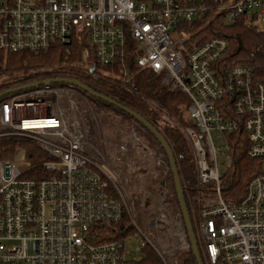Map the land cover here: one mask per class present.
Masks as SVG:
<instances>
[{
    "label": "built area",
    "instance_id": "2783aa9c",
    "mask_svg": "<svg viewBox=\"0 0 264 264\" xmlns=\"http://www.w3.org/2000/svg\"><path fill=\"white\" fill-rule=\"evenodd\" d=\"M207 12L183 0H0V53L86 44L82 70L94 78L112 74L113 83L129 89L132 61L136 71L151 70L164 86L184 93L195 124L184 137L194 155L196 186L182 187L198 208L192 223L203 262L264 264V173L249 183L240 203L226 202L219 165L222 154L232 167L229 136L236 132L246 136L248 156L264 162V81L247 65L221 68L227 39L191 41L196 32L188 31ZM222 12L227 22L249 17L264 27V0H230ZM117 66L125 85L117 80ZM58 78L69 77L49 79ZM87 104L79 89L56 83L0 99V264H142L147 249L162 264H181L180 256L192 249L172 193L166 186L157 197L150 193L152 213L145 218L129 190L134 166L128 157L143 151L169 171L165 152L130 124L110 160L93 141L97 108ZM10 140L28 141L48 155L40 167L46 177L26 178L34 167L26 149L2 157ZM210 187L215 198L205 199ZM102 224L115 225L106 234L117 237L103 240ZM134 242L133 252L128 246Z\"/></svg>",
    "mask_w": 264,
    "mask_h": 264
},
{
    "label": "trees",
    "instance_id": "16d2710c",
    "mask_svg": "<svg viewBox=\"0 0 264 264\" xmlns=\"http://www.w3.org/2000/svg\"><path fill=\"white\" fill-rule=\"evenodd\" d=\"M183 1L203 4L208 10L207 14L201 17L199 22L188 31V33L196 32L195 34L197 37L191 39L193 43H197V45L203 43L208 37L202 38V36L204 33L208 32L212 33L211 36L216 35L227 39L229 49L223 56L221 68L247 65L255 69V77L257 80L264 81V27L259 25L255 21L256 19L241 17L236 22H232L231 25H228L224 14L225 12L219 13V7L226 5L230 0ZM206 20L208 26L203 28ZM247 21L249 23H247ZM85 47L86 44H53L48 50L39 53L21 52L8 54L5 68L3 67L5 55L0 53V90L14 84L22 85V83L25 82L45 80L60 75L79 80L89 85L97 92L139 113L151 124L155 125L159 131L161 130L160 132L173 149L181 181H183L184 184L187 183L189 188L194 187L195 167L191 148L186 138H184L183 134L177 128L164 125L163 127L160 126V112L167 111L170 115L180 116L181 107L186 106L188 108L190 106L189 98L180 91H174L171 90L170 87L164 86L162 84L163 77L153 71H136L134 65H132V61L129 66L131 80L127 85L123 84V81L119 77L121 67H114V72L118 77L117 80L119 83L125 85L129 89L122 87L120 84L113 83L110 76L112 74H101L99 78H94L82 69L77 70L75 68L63 70L61 72H48L51 67L50 65L61 63L64 60L79 61ZM107 68L110 69L109 67ZM107 68H104L105 71H107ZM79 91L98 106L100 114H114L116 117L123 119L125 123L137 126L139 131H145L150 137L156 140L142 125L121 109L92 98L81 90ZM229 114L233 115L232 108L231 111L229 110ZM188 121L191 124L190 126H195L193 122L190 120ZM229 142L233 163L228 174L221 178L222 196L226 202L240 203L247 194L249 183L255 177L264 173V162L262 159H253L248 156L249 144L244 133L236 132L230 135ZM5 146L8 155L4 153L2 156L3 158L10 157V154L18 147L26 149L27 159L34 165L33 169L26 174V178H33L35 174H38L39 177H46V174L44 175L40 169L42 163L49 160L48 155L44 151L28 141L21 143L16 140H10L4 144V147ZM170 172L169 170V173ZM173 196L175 197L174 193ZM186 198L187 194L185 195V199ZM99 228H101L102 233L105 234L114 232L117 229V227L112 224H102ZM116 237V234L113 236L112 234H106L103 240L115 239ZM144 256L142 264H162L156 254L150 249L145 250ZM180 260L181 264H197L192 251L182 254Z\"/></svg>",
    "mask_w": 264,
    "mask_h": 264
},
{
    "label": "rangeland",
    "instance_id": "374dc122",
    "mask_svg": "<svg viewBox=\"0 0 264 264\" xmlns=\"http://www.w3.org/2000/svg\"><path fill=\"white\" fill-rule=\"evenodd\" d=\"M247 23H249L247 21ZM228 25H231V22L227 23ZM208 26V22L206 20V23L204 24L203 28H206ZM202 28V29H203ZM212 33H204L202 38H207L211 36ZM197 37V35H196ZM199 37V34H198ZM7 55L4 57V65L3 67L5 68L6 62H7ZM51 67L49 68L48 72H61L63 70H70V69H77L81 70L82 68V57H80L79 61H70V60H64L61 63L53 64L50 65ZM73 67V68H72ZM34 82V81H33ZM30 82H25L22 84H26ZM21 84H14L9 86L8 88H2V90H7L12 87L18 86ZM85 96V95H84ZM86 97V96H85ZM87 98V97H86ZM88 99V98H87ZM90 104H87V108L89 109V106H96L97 110L95 111L94 116L98 119L96 124L93 125L91 123L92 127V136H93V141L96 142L98 146L101 147V149L107 154V156L110 158H113L117 152H118V147L119 144L128 137V131L126 127L130 125V123H125L123 119L116 117L114 114L111 113H99V108L96 104H94L90 99H88ZM160 126H170L172 128H177L184 136V131L186 128L190 127V120L191 122L194 123V121L190 118L188 114V108L186 106L181 107L180 109V116L179 115H170L167 111H162L160 112ZM92 118V116H91ZM182 121V123H181ZM141 134L144 139L155 149L158 151H161L162 148L159 145V143L156 142L152 137H150L145 131L140 130ZM161 131V130H160ZM213 137H216L215 132L212 133ZM185 138V137H184ZM25 143V142H21ZM222 143V140L218 138L217 141H215V144L217 146H222L220 145ZM18 148H23V147H18ZM17 148V149H18ZM24 149V148H23ZM224 151V150H223ZM192 152V149H191ZM8 152H6L7 154ZM8 155V154H7ZM10 157L7 158H12L14 155V152L10 154ZM193 156V162H194V155ZM129 164H132L134 166V171H133V177L130 183L129 190L131 191V197L133 199H137V202L139 205V208L141 210V215L145 218H147L151 213V199H150V193L154 195V197H157L158 190H160V187H167L169 192L172 193V207L178 208V201L176 194L174 192V182H173V177L171 175V172L169 171H164L163 168H160L157 166L153 160H148L146 156H144L143 151H138L137 153L131 154L128 157ZM226 159L225 157L220 154L219 156V165H220V175L224 176L228 174L229 169L226 168ZM196 182V181H195ZM182 185H184L182 181ZM186 186L187 183H185ZM195 185V184H194ZM196 186V185H195ZM173 189V190H172ZM211 191L208 190L209 192L205 195V199H214L215 195L212 191V188L210 187ZM173 193L175 194V197L173 196ZM186 195V193H185ZM194 198L191 195L187 194L186 202L189 205L190 213L192 216V220L194 223V217H197L198 215V208L193 204ZM143 206V208H142ZM153 205V210L156 208ZM137 243L134 242L133 245L128 246V249L131 251H135L137 248Z\"/></svg>",
    "mask_w": 264,
    "mask_h": 264
},
{
    "label": "water",
    "instance_id": "95a60500",
    "mask_svg": "<svg viewBox=\"0 0 264 264\" xmlns=\"http://www.w3.org/2000/svg\"><path fill=\"white\" fill-rule=\"evenodd\" d=\"M94 71H95V67H93L90 72L93 73ZM52 83L64 84V85L75 87L83 91L84 93L88 94L92 98L101 100L103 102H106L107 104H110L112 106H115L121 109L123 112L131 116L136 122L142 125L157 140L162 150L165 152L168 163H169V168L173 176L174 191L177 197L180 212L182 214L184 225H185L188 238L191 244L192 253L197 261V264H203L201 254L199 251L196 234H195L192 219H191V215H190V211L186 203L185 194H184L183 187H182V181L179 175L176 157L174 155L173 149L171 148L170 144L168 143V141L165 139L163 134L158 130V128L155 125L151 124L148 120H146L139 113L117 103L115 100L105 96L104 94L97 92L96 90L91 88L89 85L82 83L79 80H76L73 78L49 79V80L36 81V82L28 83L25 85H21V86H18V87H15V88H12L10 90L0 93V99L8 95L26 90V89H30V88H34V87H38L42 85H48Z\"/></svg>",
    "mask_w": 264,
    "mask_h": 264
},
{
    "label": "bare ground",
    "instance_id": "6f19581e",
    "mask_svg": "<svg viewBox=\"0 0 264 264\" xmlns=\"http://www.w3.org/2000/svg\"><path fill=\"white\" fill-rule=\"evenodd\" d=\"M178 206H179V204H178ZM179 210H180V208H179ZM199 251H200V249H199ZM200 254H201V252H200ZM194 256V255H193ZM201 258H202V256H201ZM202 261H203V259H202ZM203 264H204V262H203Z\"/></svg>",
    "mask_w": 264,
    "mask_h": 264
}]
</instances>
